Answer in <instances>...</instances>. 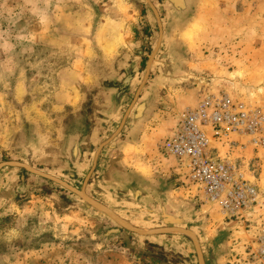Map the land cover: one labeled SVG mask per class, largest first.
Segmentation results:
<instances>
[{"label":"rangeland","instance_id":"374dc122","mask_svg":"<svg viewBox=\"0 0 264 264\" xmlns=\"http://www.w3.org/2000/svg\"><path fill=\"white\" fill-rule=\"evenodd\" d=\"M151 1L163 23V40L137 103L145 88L157 89L154 101L160 97L164 115L157 119L163 121L171 106L183 111L226 94L264 116V0H192L184 17L168 0ZM158 36L147 0H0V162H26L25 151L33 150L36 167L80 186L109 132L103 125L115 90L130 87L114 127L137 93ZM139 46L145 53L142 67L126 84L127 79L118 80L119 62ZM125 72L134 79L132 71ZM73 131L82 138L78 170L69 159L67 138ZM163 138L154 137L158 147ZM234 138L243 146H234V152L219 146L221 154H236L232 159L251 173L264 170V145L256 147L246 136ZM83 147L90 149L84 153ZM28 174L39 181L18 180L9 191L12 200L3 199L6 206L13 201L18 207L5 213L1 207L0 264H158L167 258L159 240L181 244L174 236L182 235L142 236L125 229L105 237L118 226L113 220L54 181ZM184 175L187 180V170ZM174 187L167 210L175 213L185 204L189 214L199 215L203 222L198 220L195 230L203 250L216 248L225 264H255L252 251L263 224L259 213L242 210L229 217L195 186L179 181ZM140 207L129 206L121 215L138 226L160 225L140 220L152 215ZM181 238L195 252L192 241ZM170 259L179 262L178 255Z\"/></svg>","mask_w":264,"mask_h":264},{"label":"crops","instance_id":"0c3cea01","mask_svg":"<svg viewBox=\"0 0 264 264\" xmlns=\"http://www.w3.org/2000/svg\"><path fill=\"white\" fill-rule=\"evenodd\" d=\"M108 45V48L113 49V45ZM144 55L145 53L140 46L139 48H135L133 52H127L126 55H123L120 60L121 62H119L121 63L119 74H122V76H120L122 78H118V80H123L124 82L127 79L126 84L130 82L132 84V80L136 79V76L139 74L140 68L142 67ZM113 68L116 69V66L114 65ZM126 70L134 73V79L132 76L129 79L126 77ZM129 89L130 87L127 89L119 88L115 90V104L107 114L106 122L103 125V128L109 130V132L106 135H103L99 144L117 128L118 125L116 127L114 126L121 113L120 111L125 106V100H127L128 95L130 94ZM144 93L145 95L142 101L148 103V109L145 116L139 120H135L133 117L130 118L120 135L102 151L96 171L91 177L87 188L88 193L94 198L114 207L117 212L122 215L126 214L129 206L135 207L138 205L141 207H158L161 198L165 200L167 208H169V206H171V196L173 191H175V184L179 181L185 180L183 179L186 172L185 167L183 166L184 164H181L176 156L169 154L164 148L166 141L173 136L176 124L179 120L178 118L182 112L181 108H173L171 106V110L165 112V114L169 115V119L162 117L163 121H159L157 117L164 115L162 114L163 110L158 109L159 102L157 103V101H159L160 97L158 100L156 99V101H154L156 94L158 93L157 89L155 92V90L145 88ZM127 108L124 112H126ZM162 129L163 133L160 131ZM98 133H100V130ZM157 133H160V135L164 137L163 140H161V148L160 145L159 147L157 145L158 140L154 139ZM93 137L94 133L92 134V139ZM83 148L87 149L84 153L90 149L89 147ZM223 154H225L224 150ZM228 154L232 157H235L236 155H232L231 153ZM244 171L246 172V175L250 177L251 181L258 186L264 184V170H255V177L258 176L257 179H253L255 174L251 173L252 171ZM21 176L22 171L18 168L4 167L0 170V203L2 209L5 210L4 212L2 211V213H5L8 207H18L13 201L9 202L10 204L6 206L3 199L9 201L12 200L13 196L9 191L15 186V183L18 180V184H20ZM31 181L39 180H36L34 176H30L26 173L25 182L28 184ZM94 190L97 191V194ZM181 205L180 207H183L185 204ZM70 207L71 206L69 205L65 209H69ZM184 207L188 211L189 208L187 205ZM197 219L203 222L199 215H197ZM250 220H252V218H250ZM174 237L179 238L181 244H185L183 246H181V244L178 246L176 244H169L168 242L165 243L168 238H162L159 240L162 241L161 244L164 246H160V249L164 251L167 258H164L163 262L158 264H188V260L192 263V257L195 256V252L190 250L191 247L189 246V240L181 238L182 236ZM204 253L208 264H225L216 248L209 249L208 251L204 250ZM170 255H178L179 262L173 263L171 261L172 259H170Z\"/></svg>","mask_w":264,"mask_h":264},{"label":"built area","instance_id":"2783aa9c","mask_svg":"<svg viewBox=\"0 0 264 264\" xmlns=\"http://www.w3.org/2000/svg\"><path fill=\"white\" fill-rule=\"evenodd\" d=\"M165 150L183 162L189 175L183 182L200 189L206 199L218 203L229 217L242 210L259 213L261 224L252 254L264 264V189L251 181L229 152L243 146L234 136H246L256 147L264 145V116L226 94L210 96L180 113Z\"/></svg>","mask_w":264,"mask_h":264},{"label":"water","instance_id":"95a60500","mask_svg":"<svg viewBox=\"0 0 264 264\" xmlns=\"http://www.w3.org/2000/svg\"><path fill=\"white\" fill-rule=\"evenodd\" d=\"M168 1L174 13L179 17H184L191 8L192 0H168ZM147 2L152 8L159 26V36L157 43L153 48L152 53L149 57L145 75L138 87L137 93L135 94L132 103L126 110L117 129L108 137H106L104 140H102V142L99 144V147L94 153L91 168L87 173V175L85 176L83 183L80 186L73 185L72 183L68 182L65 179H62L54 174H51L48 171L36 167L33 164V157L35 153L33 150H28V152L25 151V156L27 158L26 162L20 160H14V159L0 162V170L3 169L4 167L18 168L22 171V176H21L22 184L25 183L26 173H31L33 175L40 176L48 180H52L61 187L77 194L87 203L88 206L95 208L100 214H104L108 216L118 225L117 227L108 229L104 234L105 237L120 233L122 229L128 230L133 233H137L142 236L160 235V234L182 235L189 238L194 245L197 263L194 256L192 257V262L194 264H208L203 250L202 240L199 234L197 233V231L195 230L197 226H200V222L198 221L195 215L189 214L185 208L181 207L177 209L175 213L174 212L171 213L167 210V205L165 200L161 198L159 200V206H158L159 209L155 207L146 206L145 209L148 212H150L152 215L140 218V220L144 222L147 223L158 222L160 223V225L156 227H142L136 225L131 220L117 213V211H115L114 208L94 198L87 191L89 180L93 172L97 168L102 151L105 148H107V146H109L114 141V139L122 132L123 128L125 127L132 113H133V119L139 120L145 116V113L148 109L147 102L141 101L137 103V100L139 99L141 91L150 75L153 62L156 60L158 50L162 43L163 23L161 21L159 11L154 5V3L151 0H147ZM171 60L172 58L170 57V61ZM67 140H68V149H69V159L73 167L78 170L81 165V158L83 156L82 147H81L82 144L81 134L73 131L68 135ZM71 176H76V174L71 173ZM0 213H1V206H0Z\"/></svg>","mask_w":264,"mask_h":264}]
</instances>
